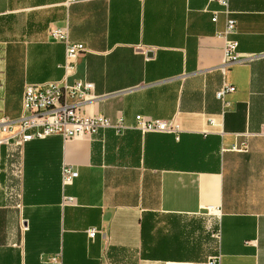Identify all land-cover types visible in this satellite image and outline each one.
<instances>
[{
	"label": "crops",
	"instance_id": "obj_1",
	"mask_svg": "<svg viewBox=\"0 0 264 264\" xmlns=\"http://www.w3.org/2000/svg\"><path fill=\"white\" fill-rule=\"evenodd\" d=\"M62 2L0 0V264H264V0H228L246 59L224 75L215 0ZM64 25L83 46L65 81L92 84L80 110L125 128L19 142L22 85L63 80L47 31Z\"/></svg>",
	"mask_w": 264,
	"mask_h": 264
},
{
	"label": "built area",
	"instance_id": "obj_2",
	"mask_svg": "<svg viewBox=\"0 0 264 264\" xmlns=\"http://www.w3.org/2000/svg\"><path fill=\"white\" fill-rule=\"evenodd\" d=\"M221 7V12L225 15L224 26L219 34L223 39V51L218 65V70L224 75L226 69L233 63L242 62L246 58L236 52L237 42L231 37L235 31V20L228 16V0H215ZM75 0H63L62 4L67 7ZM216 12H213L210 20L215 21ZM48 36L63 46V60L60 68L63 71L62 81H44L39 83H24L21 90L20 115L15 120L18 129L19 142L34 138H43L50 134H58L63 140L90 137L100 130L111 128L118 133L125 126L122 124L121 116L114 120L102 115L85 114L80 110V104L91 96L92 84L87 81L75 80L67 84L65 77L73 70L76 56L83 50L79 42L71 41L68 37V29L64 26H52L48 28ZM234 87L230 84L222 83L214 92V97L224 104L223 96L231 92ZM134 128L141 133L166 132L175 134L178 126L170 121L151 118L140 114L134 115ZM209 125H215L212 118L208 117ZM7 123V122H5ZM3 123V124H5ZM1 124V128L6 129V125ZM260 135L264 136V125L260 128ZM76 176V171L71 166L64 164L60 168L61 185L69 184ZM70 197H64V201H69ZM96 229L90 227L86 230V235L92 237ZM218 238V233L214 234ZM54 260V258H52ZM218 253L208 258L209 264H218Z\"/></svg>",
	"mask_w": 264,
	"mask_h": 264
}]
</instances>
